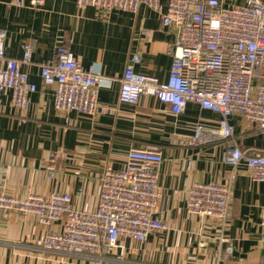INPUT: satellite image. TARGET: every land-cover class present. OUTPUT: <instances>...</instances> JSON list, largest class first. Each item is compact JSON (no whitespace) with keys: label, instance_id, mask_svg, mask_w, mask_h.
Masks as SVG:
<instances>
[{"label":"crops","instance_id":"obj_1","mask_svg":"<svg viewBox=\"0 0 264 264\" xmlns=\"http://www.w3.org/2000/svg\"><path fill=\"white\" fill-rule=\"evenodd\" d=\"M22 2L0 0V30L9 56L20 58L24 44L33 45L31 63L23 68L37 89L26 109L10 102L8 90L0 97V190L19 197L69 192L74 207L93 210L108 166L123 168L132 146L160 148L162 198L156 214L168 227L145 242L125 239V248L131 249L128 264H264V181L252 180L244 165L234 169L225 163V144L192 146L186 140L194 123L215 125L218 115L191 102L176 116L168 104L149 95L136 103L119 100L120 80L130 64L137 72L168 79V44L176 37L175 28L164 25L145 4L131 12L80 8L77 0H45L38 7ZM167 3L161 0L163 10ZM61 43L82 66L93 64L100 72L99 99L110 109L97 118L54 106L55 86L43 82L40 66ZM135 54L141 58L132 63ZM231 122L243 148L264 146V133L253 131L238 115ZM232 173L225 227L188 212L187 191L194 181L225 183ZM60 228L58 223L43 226L34 213L0 211V264H92L84 256L42 248L46 233ZM222 234L226 240L220 243Z\"/></svg>","mask_w":264,"mask_h":264},{"label":"built area","instance_id":"obj_2","mask_svg":"<svg viewBox=\"0 0 264 264\" xmlns=\"http://www.w3.org/2000/svg\"><path fill=\"white\" fill-rule=\"evenodd\" d=\"M77 0L80 8L95 6L106 11L121 9L136 12L145 4L158 12L164 25L173 26L175 39L168 44L172 63L168 79L126 67L119 89V100L136 103L143 95L154 96L168 104L176 116L188 103L218 115L215 125L196 122L186 136L192 146L214 142L225 144L224 161L236 168L244 165L254 181H264V146H241L234 115L264 133V0ZM45 0H30L38 7ZM22 5V0H9ZM33 45L25 43L22 56L6 53L0 30V97L10 93V102L28 108L37 84L31 81L24 65L32 60ZM141 56H132V63ZM47 85L55 86L56 109L75 111L97 118L110 107L99 99L100 72L92 64L84 67L71 48L61 43L51 60L40 66ZM163 151L160 148L132 146L121 169L108 166L101 178L97 207L93 210L73 206L69 192L29 193L19 197L0 190V211L34 213L43 226L60 224L49 230L42 248L64 254L84 256L92 264H128L123 241L145 242L154 232L167 229L156 214L162 198L158 183ZM230 178L218 181H194L187 191V210L201 218L220 221L225 227L230 215L233 193ZM260 242L264 245V218L260 222ZM222 243L226 238L218 237ZM138 264H159L139 262ZM172 264V263H171ZM219 264V262H216Z\"/></svg>","mask_w":264,"mask_h":264},{"label":"water","instance_id":"obj_3","mask_svg":"<svg viewBox=\"0 0 264 264\" xmlns=\"http://www.w3.org/2000/svg\"><path fill=\"white\" fill-rule=\"evenodd\" d=\"M224 245H226V244H224Z\"/></svg>","mask_w":264,"mask_h":264}]
</instances>
